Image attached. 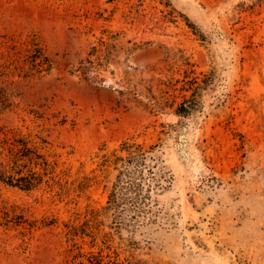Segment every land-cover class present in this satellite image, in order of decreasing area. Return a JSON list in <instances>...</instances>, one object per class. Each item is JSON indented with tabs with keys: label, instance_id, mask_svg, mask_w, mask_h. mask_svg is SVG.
<instances>
[{
	"label": "rangeland",
	"instance_id": "obj_1",
	"mask_svg": "<svg viewBox=\"0 0 264 264\" xmlns=\"http://www.w3.org/2000/svg\"><path fill=\"white\" fill-rule=\"evenodd\" d=\"M31 37L53 60L49 74L21 69ZM94 46L110 51L102 82L75 72ZM3 88L13 96L0 104V123L49 134L72 178L82 163L92 175L100 148L158 144L172 174L160 220L116 232L105 219L111 248H94L103 247L104 264H264V0H0ZM134 93L142 103L128 100ZM185 99L197 108L183 117L175 110ZM104 184L76 198L0 183V220L10 212L0 264L73 259L80 249L66 224L106 204ZM90 240L78 239L84 252Z\"/></svg>",
	"mask_w": 264,
	"mask_h": 264
},
{
	"label": "trees",
	"instance_id": "obj_2",
	"mask_svg": "<svg viewBox=\"0 0 264 264\" xmlns=\"http://www.w3.org/2000/svg\"><path fill=\"white\" fill-rule=\"evenodd\" d=\"M106 49L109 44L102 41ZM27 44V58L21 67L27 76H44L53 69V60L47 54L41 42L36 38H29ZM11 54L17 55L18 45L13 42L8 46ZM94 46L89 56L80 62L75 72L82 78L93 82H102L98 79L101 71L107 66L110 51ZM108 56V57H107ZM123 95H131L132 92H124ZM128 96L130 102L142 103L137 93ZM11 90H0V104L10 107ZM197 108V104L190 99L180 103L175 113L179 116H187ZM49 134L42 131L25 132L21 127L0 123V183L17 188L27 193L41 190L47 186L50 191L56 192L60 197H70L76 193V198L81 197L95 184L105 183L108 199L100 209H90L88 218L80 225L67 223L66 236L74 247L80 249L73 259L65 264H104L103 247L99 252L94 248L99 246V240L107 248L113 239V232L106 230L105 219L111 220L108 227L116 232L123 229L136 231L138 228L156 224L161 217L158 196L170 188L172 174L162 164L163 160L155 154L156 145L149 149L134 138L124 140L118 148L107 151L100 148L96 153L98 168L92 171V175L83 171V163L73 176V166L59 170L60 162L57 154L51 151ZM100 172V173H98ZM116 172L113 179L112 174ZM101 176L103 180L100 181ZM75 198H71V202ZM6 222H9L10 212H5ZM0 220V227L6 225ZM24 221H20L23 224ZM31 229L38 226V220L27 222ZM45 221L42 225L55 224ZM90 238L89 252H84L79 246L78 239Z\"/></svg>",
	"mask_w": 264,
	"mask_h": 264
}]
</instances>
